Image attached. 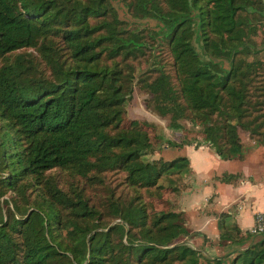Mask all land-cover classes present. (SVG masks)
<instances>
[{
	"label": "trees",
	"instance_id": "16d2710c",
	"mask_svg": "<svg viewBox=\"0 0 264 264\" xmlns=\"http://www.w3.org/2000/svg\"><path fill=\"white\" fill-rule=\"evenodd\" d=\"M135 86L221 159L264 147V0H0V264H264L227 212L224 255L184 240L190 161L159 147L192 143L126 123Z\"/></svg>",
	"mask_w": 264,
	"mask_h": 264
},
{
	"label": "crops",
	"instance_id": "0c3cea01",
	"mask_svg": "<svg viewBox=\"0 0 264 264\" xmlns=\"http://www.w3.org/2000/svg\"><path fill=\"white\" fill-rule=\"evenodd\" d=\"M259 149L255 144L246 148L243 157L227 160L206 144H187L183 153L164 151L170 157L181 154L189 158L190 183L178 206L190 231L187 242L208 257L222 256L227 251L218 244L219 213L231 214L243 232L253 224L256 212L264 213V155ZM224 174H235L237 178L225 182L220 179Z\"/></svg>",
	"mask_w": 264,
	"mask_h": 264
},
{
	"label": "rangeland",
	"instance_id": "374dc122",
	"mask_svg": "<svg viewBox=\"0 0 264 264\" xmlns=\"http://www.w3.org/2000/svg\"><path fill=\"white\" fill-rule=\"evenodd\" d=\"M126 18L132 21V18H129V16L127 15H126ZM142 22L150 26H155L157 24V21L152 20V19H142ZM261 37H262V34L259 32V39ZM145 95L146 94L142 92L139 88H137L136 86L134 87L132 98L126 105V109H127L126 118H125L126 123L131 121V119L146 120L147 122H149L156 128L157 132L162 133L168 139L176 141V143L191 142L192 143L191 145L195 147H197L200 144L204 145V143L202 144L203 135L201 133V129L199 126L194 125L188 119H184L183 121H181V124L183 127L182 129L174 130V129L169 128L168 127V123H169L168 117H160L155 112L145 107V104H144ZM239 136L241 138L242 143L244 144L246 148L254 146L256 144L260 148L259 150L264 155V147L261 144H258L256 141L250 139L246 131L239 130ZM152 141H155V140H153L152 138ZM186 146L187 144L183 146H179L178 148H174V147L167 146L166 143H163L159 147V151L160 153H162V155L165 158H174L176 156L170 157L168 156V153L167 152L164 153V151L171 150L172 152L175 151L174 153H177V152L183 153V151L186 149ZM262 236L264 235L256 234L253 239L256 241V240H259V238H261ZM187 239L188 238L186 239L184 238V240L188 241Z\"/></svg>",
	"mask_w": 264,
	"mask_h": 264
},
{
	"label": "built area",
	"instance_id": "2783aa9c",
	"mask_svg": "<svg viewBox=\"0 0 264 264\" xmlns=\"http://www.w3.org/2000/svg\"><path fill=\"white\" fill-rule=\"evenodd\" d=\"M251 234H260L264 232V213L256 212L253 224L247 229Z\"/></svg>",
	"mask_w": 264,
	"mask_h": 264
}]
</instances>
